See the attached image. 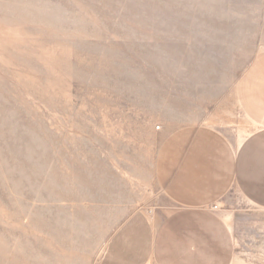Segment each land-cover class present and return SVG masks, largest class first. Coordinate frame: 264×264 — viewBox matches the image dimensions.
I'll list each match as a JSON object with an SVG mask.
<instances>
[{"label":"rangeland","instance_id":"rangeland-1","mask_svg":"<svg viewBox=\"0 0 264 264\" xmlns=\"http://www.w3.org/2000/svg\"><path fill=\"white\" fill-rule=\"evenodd\" d=\"M259 52L264 0H0V264H88L159 126ZM232 209V264H264V208Z\"/></svg>","mask_w":264,"mask_h":264},{"label":"crops","instance_id":"crops-1","mask_svg":"<svg viewBox=\"0 0 264 264\" xmlns=\"http://www.w3.org/2000/svg\"><path fill=\"white\" fill-rule=\"evenodd\" d=\"M254 56L231 94L159 126L152 179L104 200L88 264H232L233 199L264 208V52Z\"/></svg>","mask_w":264,"mask_h":264}]
</instances>
